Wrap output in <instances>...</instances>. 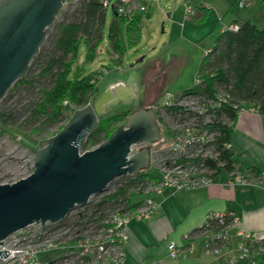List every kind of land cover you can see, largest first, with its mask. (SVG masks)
Wrapping results in <instances>:
<instances>
[{"label": "trees", "instance_id": "1", "mask_svg": "<svg viewBox=\"0 0 264 264\" xmlns=\"http://www.w3.org/2000/svg\"><path fill=\"white\" fill-rule=\"evenodd\" d=\"M188 3L195 9L194 19L200 21L206 14V7L197 0H189ZM110 6L113 14L105 32L108 7L101 0H78L72 17L54 25L52 46L45 54L40 49L31 60L25 76L12 83L10 90L20 85L35 89L37 85V96L29 103L24 121L37 124L34 130L65 123L72 111L92 104L96 98L100 73H84L79 67L73 76L69 75L75 63H79L81 42L86 52L82 61L89 60L95 55L106 33L110 49L119 62L127 51L126 46L138 40L142 16L137 13L128 20L118 15L113 4ZM259 7L264 16V0L259 1ZM235 21L239 22V28L236 31L224 28L216 37L209 54H203L197 67L200 83L182 90L204 100L220 97L221 104L208 109L211 115L208 126L218 131L214 141V147L219 150L218 159L208 161L215 173L220 167L217 166L219 160L225 161L224 168L228 171L234 166L231 146L224 148L225 143L230 144L232 124L238 114L233 105L246 108L254 106L258 112H264V23L256 24L250 17L242 20L236 18ZM35 61L38 67L32 71ZM65 99L68 104L63 103ZM69 105L72 106L70 113ZM129 112L126 110L99 116L92 132L82 142L81 151L93 148L105 140L118 124L125 121ZM14 116L15 112L11 110L0 111L2 131L10 129L8 122ZM157 126L159 128L158 122ZM158 177L159 174L150 169L122 175L123 179L115 185L114 190L101 197L100 203L108 201L128 208L131 201L141 199L145 182ZM136 187H139L137 192L130 191V188ZM232 264L251 263L245 258Z\"/></svg>", "mask_w": 264, "mask_h": 264}, {"label": "built area", "instance_id": "2", "mask_svg": "<svg viewBox=\"0 0 264 264\" xmlns=\"http://www.w3.org/2000/svg\"><path fill=\"white\" fill-rule=\"evenodd\" d=\"M108 7L113 4L120 17L128 20L134 15L144 12L148 8L147 0H101ZM250 0H240L239 6L244 7ZM185 14L195 15L191 3L184 2ZM236 31L238 23L228 26ZM210 50L204 52L209 54ZM195 83H200L196 76ZM220 97L216 99H200L191 93L182 91L174 94L166 93L164 100L157 105L175 124L172 129L171 142L165 139L158 149L161 155V164L157 173L159 177L152 182H145V190L141 199L131 201V206L124 208L121 204L111 202L100 203L102 198L91 199L84 205H76L58 221H46L40 233L31 228L40 224L30 223L29 226L19 228L7 235L0 243V250H10L8 254L0 256V264H122L125 257V246L129 238L128 224L131 219H147L157 211V203L147 196L154 191L162 192L163 188H186L207 185L215 169L211 168L208 161L217 160L219 150L214 147L218 131H213L208 126L211 121L209 108H216L221 103ZM68 104V101L64 102ZM237 113L246 110V107L233 105ZM255 109L254 106H251ZM249 108V107H248ZM256 110V109H255ZM67 122V121H66ZM65 122V123H66ZM166 128V127H165ZM167 130V128H166ZM230 144L225 143L224 148ZM139 145L130 147V153L139 149ZM150 157L152 151L150 148ZM225 161L219 160L217 166L224 168ZM229 172L231 181L239 185H259L264 189V169L255 177L250 171H240L235 163ZM18 176L26 177L33 170ZM157 170V169H156ZM121 177V176H119ZM118 179V178H117ZM105 192V191H104ZM110 191H107V193ZM104 193V194H107ZM205 220L193 231L183 235L186 244L176 243L174 240L167 242V254L171 259H178L187 252L195 240H202V250L208 255H218L230 244V234L236 223V217L230 212L207 213ZM241 240L238 244L240 254L229 264L238 259H248L251 264H257L254 256L264 249V230L237 231ZM254 248L253 246H256ZM53 249L68 250L53 260H41L38 255Z\"/></svg>", "mask_w": 264, "mask_h": 264}, {"label": "water", "instance_id": "3", "mask_svg": "<svg viewBox=\"0 0 264 264\" xmlns=\"http://www.w3.org/2000/svg\"><path fill=\"white\" fill-rule=\"evenodd\" d=\"M66 0H0V100L44 44ZM136 91L132 84L114 82L103 94L75 110L67 122L33 149V170L14 182L0 183V243L8 234L63 219L76 205L104 192L122 175L150 166V143L160 133L152 109L131 110L105 140L81 151L98 117L115 101H126ZM130 153V147L139 145ZM10 250H0L6 256Z\"/></svg>", "mask_w": 264, "mask_h": 264}, {"label": "rangeland", "instance_id": "4", "mask_svg": "<svg viewBox=\"0 0 264 264\" xmlns=\"http://www.w3.org/2000/svg\"><path fill=\"white\" fill-rule=\"evenodd\" d=\"M160 1L163 10L167 12L170 8L181 6L183 0ZM239 1L240 0H237V2H235L234 0V3H232L233 1L231 2L230 9H228L222 17L224 22L235 20L236 17L240 20L245 19L243 15L247 13V17H250L256 24L260 25L264 23L263 15L257 7L255 8V6H252L244 9L239 6ZM77 2L78 0H66L55 18L54 25L59 21L72 17ZM147 10L148 8L144 10V18L141 19L139 25L140 33L138 40L134 44L129 43L126 46L127 51L121 61L118 62L115 60V55L110 49L105 33L95 55L89 60L84 59V61H82L83 56H86V52L83 42L80 43L79 52H81V56L79 63H75L70 70L69 75L73 76L76 69L79 67H81V70L84 73H100L97 80L98 91L96 97L103 94L105 89L115 81H122L123 83L133 85V88H135L136 91L132 96L126 101L119 100L108 105L104 114L110 115L119 111H131L138 107L152 109L154 117L158 122L160 133L157 138L158 140L150 143L152 151L149 161L150 166L143 170L150 169V171L154 170V172H157L159 165L161 164V155L158 149L160 148L163 139H165L166 142H171L172 126L175 125L171 121V117L168 116V113H164L161 109L159 111L157 105L164 100L167 92L169 94H174L193 87L197 76L196 69L203 52L200 49L193 47L194 45H197L196 40L198 37L193 33L179 38L174 37L168 39L166 36L167 16L158 11L152 13L154 17L147 16L145 13L150 12ZM112 14V7L109 4L106 11L105 32L111 22ZM193 16L194 15L192 14H186L189 22L196 25L199 30L207 32V25L211 18H208L207 20L201 19L197 22L191 19ZM221 20L222 19L220 18L215 23L213 22L214 26L212 25L211 30L207 32V36H209L207 44H209V46L214 44L216 37L223 28ZM54 25L51 28L50 33L46 36L43 42L44 44L40 48L42 49V54H45L47 49L52 46V39L55 34ZM192 41L195 43L193 44ZM197 47L199 46L197 45ZM206 50L208 49L203 51ZM169 53H172L177 58L168 63L163 57L167 55L169 56ZM37 67V62L35 61L32 71ZM143 76H145L146 79H144ZM37 89V85L35 89L20 85L12 90L9 89L0 100V111L6 109L15 112L14 119H11L8 122L10 129L2 131L0 128V183L10 182L31 170L30 166L34 160L33 149L43 146L45 139L57 133V131H59V129L65 124L61 123L59 126H48V128L34 130L37 124L34 125L30 122L24 123L25 116L28 114L27 110L29 103L37 96ZM144 92L147 95L146 98L142 95ZM65 101L68 100L65 99L63 103ZM69 108L70 111L68 110V113L72 111V106L69 105ZM134 149L137 150L138 148L134 147ZM122 179L123 178L118 177V179L116 178L111 181L107 185L105 192L98 193L92 196L91 199H99L104 193H107V191L114 190L116 187L115 185ZM153 179L154 178H152V180ZM152 180L149 182H152ZM138 189L139 187L130 188V191L137 192ZM67 251L68 250L65 249H53V251L39 254L38 257L41 260L49 261L59 255H63Z\"/></svg>", "mask_w": 264, "mask_h": 264}, {"label": "crops", "instance_id": "5", "mask_svg": "<svg viewBox=\"0 0 264 264\" xmlns=\"http://www.w3.org/2000/svg\"><path fill=\"white\" fill-rule=\"evenodd\" d=\"M188 1L183 0L181 6L170 8L166 12L160 0H147L149 5L147 11L150 12H146L145 15L154 17L152 13L158 11L167 16L168 39L192 33L198 36L196 42L199 47L197 45L193 47L200 49L203 54L205 52L203 50L212 48V45L207 44L209 37L207 32L211 30L212 25L214 26L213 22L222 19L223 28L220 32L230 24L239 23L235 21L237 17L229 22H224L222 18L234 0H197L206 7V14L202 20L211 18L207 32L199 30L196 25L189 22L184 13V2ZM259 1L250 0L242 8L255 6L261 11ZM143 13H139L142 18H144ZM261 13L263 15L262 11ZM243 16L245 19L248 18L247 13ZM191 19L195 20L194 17ZM163 58L169 63L177 57L169 53V56ZM143 78L146 79L145 76ZM142 95L145 98L147 96L145 92ZM232 125L230 140L232 159L238 170L250 171L258 177L259 172L264 169V112H258L250 106L237 114ZM147 196L157 203V211L150 218L131 219L129 222V238L122 264H229L240 254L238 244L241 237L237 234L239 229L264 230V189L259 185L234 183L225 168H219L207 185L186 188L165 187L162 192L152 191ZM210 211L230 212L237 218L231 230L229 246L223 248L218 255H208L202 250V240L198 239L178 259H169L167 242L174 240L176 243L187 245L186 240L182 238L183 235L195 230ZM254 259L257 264H264V249L256 253Z\"/></svg>", "mask_w": 264, "mask_h": 264}]
</instances>
